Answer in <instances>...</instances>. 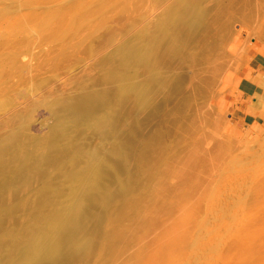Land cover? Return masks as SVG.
<instances>
[{"label": "bare ground", "instance_id": "1", "mask_svg": "<svg viewBox=\"0 0 264 264\" xmlns=\"http://www.w3.org/2000/svg\"><path fill=\"white\" fill-rule=\"evenodd\" d=\"M120 1L0 0V264H170L180 245L191 172L165 141L198 130L193 98L256 0ZM246 50L256 75L234 81L254 98L234 124L263 137L264 55Z\"/></svg>", "mask_w": 264, "mask_h": 264}, {"label": "rangeland", "instance_id": "2", "mask_svg": "<svg viewBox=\"0 0 264 264\" xmlns=\"http://www.w3.org/2000/svg\"><path fill=\"white\" fill-rule=\"evenodd\" d=\"M144 3L147 14L157 13L148 0ZM255 4L253 18L230 25L226 41L229 54L221 57L225 68L214 84L193 98L192 114L198 130L184 144H176L172 136L165 141L170 166L180 174L191 172L189 184L192 186L182 185L188 194L173 212L174 218L179 215L185 218L180 227L183 231L180 245L173 251L170 264H264V136L250 131L242 138L246 132L237 130L234 124L235 111L239 110L243 116L249 114L247 107L254 98L242 97L244 94L239 90L238 99L234 81L236 73L243 78L251 71V77L256 75L249 66L252 53L246 48L254 51V55H264V0H256ZM138 8L135 3L130 6L131 10ZM79 70L77 67L70 74L76 75ZM66 77L60 74L54 84L58 85ZM213 107L220 110L218 116ZM203 111L212 119L207 120L206 129L200 125ZM256 119L251 117L247 122ZM254 137L260 139L255 142ZM238 141H246V147H238ZM193 152L200 163L188 169L184 162ZM169 182L176 184L178 179L172 176ZM143 252L147 258L146 253L150 256L154 250L148 245Z\"/></svg>", "mask_w": 264, "mask_h": 264}]
</instances>
